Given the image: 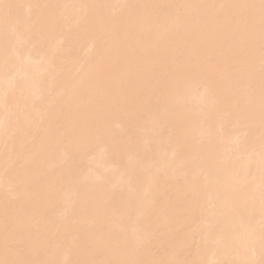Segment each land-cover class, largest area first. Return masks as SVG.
Segmentation results:
<instances>
[{"label":"bare ground","instance_id":"bare-ground-1","mask_svg":"<svg viewBox=\"0 0 264 264\" xmlns=\"http://www.w3.org/2000/svg\"><path fill=\"white\" fill-rule=\"evenodd\" d=\"M0 264H264V0H0Z\"/></svg>","mask_w":264,"mask_h":264}]
</instances>
